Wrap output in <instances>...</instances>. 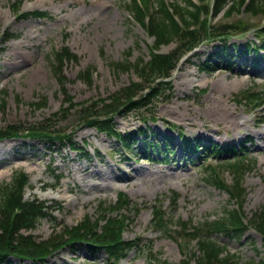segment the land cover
Here are the masks:
<instances>
[{
	"label": "rangeland",
	"instance_id": "rangeland-1",
	"mask_svg": "<svg viewBox=\"0 0 264 264\" xmlns=\"http://www.w3.org/2000/svg\"><path fill=\"white\" fill-rule=\"evenodd\" d=\"M129 3L130 0H0V34L4 31L14 34L7 41H2L0 35V128L48 122L58 130H74L75 140L84 142L88 152L83 156L58 144L48 149L47 143L24 137L0 140V182H10L15 171L29 176L30 186L26 187L24 197L44 201L46 210L54 216V219H42L31 230L38 240L60 232L63 226H73L86 216L94 220L99 216L101 202L103 207L112 206L118 193L124 192L136 208L120 211L128 217L124 239L138 236L144 242L150 240L156 256L176 264L190 259V264H195L193 255H199L195 241H180L175 232L163 236L150 221L151 207L153 204L166 211L165 217H170L175 224L178 220L198 224L221 216L226 208L236 207L226 191L215 188L207 179L210 165L229 186L235 183V176L226 167L233 160L232 153L202 154L203 160L188 161L175 147L169 161L159 162L155 160L160 158L156 152L151 157L139 153V141L131 151L133 157L123 159L114 139L93 127H80L76 108L70 109L65 118L59 115L69 105L66 95H71L73 102H87L107 98L130 82L139 81L134 69L113 67L116 62L148 60L152 47V37L130 17ZM33 10L45 11L47 16H18ZM239 18L252 28L244 35L231 38L227 42L229 49L232 44L243 48L244 43L255 40L253 28L263 25L264 17L239 12L229 18L221 15L211 18V24ZM64 45L77 55L78 61L64 63L62 85V76L55 73L52 61L54 51ZM175 46V42L162 45L160 51L167 53ZM217 50L215 44L203 42L181 60L172 73L171 98L155 102L151 111L157 121L148 124L166 132L163 125L166 121L180 126L188 136L199 135L218 144L251 137L241 151L252 164L241 182L246 193L241 209L246 218H251L264 205V109L251 111L253 102L237 99L248 91L264 96V61L253 66L252 52L246 55L245 61L239 52L228 50L234 53L229 69L215 64L208 70L200 69L199 62ZM86 69L91 70V83L79 79ZM209 105H225L227 112L213 111ZM138 112L142 109L116 116L117 128L133 131L143 127ZM225 117L228 118L225 120ZM259 118H263L262 122ZM229 119L236 122L234 127L227 122ZM173 191L179 193L175 204L170 202ZM175 224L170 229L177 230ZM213 237L237 254L241 262L257 260L258 252L262 251L261 236L252 229L238 239L221 234ZM143 249L145 245L141 246ZM104 258L103 251L91 255L84 247H67L43 264H103ZM9 261L10 264H40L15 258ZM119 264L158 262L147 263L141 251L135 250Z\"/></svg>",
	"mask_w": 264,
	"mask_h": 264
},
{
	"label": "trees",
	"instance_id": "trees-1",
	"mask_svg": "<svg viewBox=\"0 0 264 264\" xmlns=\"http://www.w3.org/2000/svg\"><path fill=\"white\" fill-rule=\"evenodd\" d=\"M130 0L127 11L130 17L139 24L152 37L148 60L138 59L136 62H116V69H134L139 81L130 82L127 86L111 94L107 98L76 103L71 95H66L69 103L60 110V116L65 118L69 110L75 109L78 122L82 126L95 128L98 132L105 133L115 140L117 150L131 152L137 146L139 153L151 157L153 153L160 155V161H169L178 148L188 161L202 159V154L232 153L233 160L226 164L228 170L235 176V183L229 186L221 178L216 169L208 166L211 170L207 179L217 189L226 191L236 203V207L226 208L221 216L205 219L198 224H191L190 220L180 221L175 224L170 217H165V211L156 206L152 207L153 224L163 236H176L182 239L194 240L199 255L194 256L195 264H264V205L253 213L251 218H246L242 212V203L245 199V190L241 186L242 175L251 169L242 151V145L232 143L218 144L211 140L202 139L199 136L187 137L181 132L173 136L167 132H160L152 128L149 122H155L156 118L151 108L158 100H167L172 96L171 79L181 58L192 52L203 42L215 44L216 52L209 54L199 62V68L208 70L215 65L229 69L232 66L233 54L228 53L227 41L238 34H244L250 27L242 19L233 22L224 21L211 24V18L218 15L229 18L233 13L241 12L251 16L262 15L264 17V0ZM16 3V2H15ZM18 3V2H17ZM15 5V4H13ZM21 18L35 16L44 18L47 12L33 10L18 14ZM2 41L14 38V34H0ZM260 43L252 41L245 44V49L253 51L258 56L260 50L264 51V25L259 28ZM66 37V36H65ZM172 42L176 46L170 52H161L162 45ZM234 49L236 47L234 46ZM231 51V50H230ZM128 57L129 55V51ZM231 53V54H230ZM216 58L217 60H213ZM258 58H255V61ZM67 61H78L77 55L66 45L54 51L52 68L64 83L62 67ZM214 65V66H215ZM214 69V68H213ZM216 69V68H215ZM84 82H92V73L86 69L79 75ZM62 91L65 92L62 86ZM171 92V94H170ZM260 92H247L239 100L247 102L257 101L258 105L264 104V97ZM4 107V102L2 103ZM138 112L144 127H138L134 131L120 130L115 123L116 116H123L131 111ZM57 119L58 114H55ZM166 129L175 128L173 124L165 122ZM75 129V128H74ZM176 129V128H175ZM74 130H58L48 122L24 127L20 124L7 125L0 128V140L9 138L33 139L47 143L48 149L58 146H68L70 150H76L83 156H87L85 145L78 143L74 138ZM121 151V155L123 156ZM100 157V152L96 151ZM251 164V165H249ZM58 178H60L57 175ZM58 183V182H56ZM29 176L23 171H15L10 182H0V264H10L9 258L20 261L30 260L32 263L43 264L49 257H53L61 249L84 247L91 255L103 251L105 258L103 264H117L121 258L128 256L131 251H141L147 263L156 260L158 264H176L156 256L152 252V242L135 238L124 239L123 233L128 225V217L120 212L135 208V203L124 192H119L117 200L112 206L103 207L100 203L99 216L94 220L86 216L81 222L73 226H63L60 232H53L46 239L38 240L31 232L37 224L45 218L54 219L46 209L44 201L27 199L24 197L26 187H29ZM178 193L173 191L172 202L175 204ZM59 207V206H58ZM139 211V210H138ZM115 212V213H114ZM176 225L177 230L170 229ZM179 229V230H178ZM250 229L261 236L262 251L258 252L257 260L241 262L237 254L231 253L225 245L216 241L213 235H225L231 238H241ZM29 231V232H28ZM145 245L146 249L141 250ZM181 264H190V259L182 260Z\"/></svg>",
	"mask_w": 264,
	"mask_h": 264
},
{
	"label": "bare ground",
	"instance_id": "bare-ground-1",
	"mask_svg": "<svg viewBox=\"0 0 264 264\" xmlns=\"http://www.w3.org/2000/svg\"><path fill=\"white\" fill-rule=\"evenodd\" d=\"M222 88V87H221ZM218 102V101H217ZM224 104V103H223ZM227 105V104H226ZM209 109H213V111L215 110V111H217L218 109H220L221 111H225V112H227V109H226V106L225 105H222L221 107H219L218 105L216 106V105H209ZM209 109H208V112H211V111H209ZM219 110V112H221ZM229 111V110H228ZM224 112V113H225ZM216 113V112H215ZM233 114V113H232ZM222 115V114H221ZM226 115H229L228 113L226 114ZM217 116V115H216ZM214 117V116H213ZM220 117V116H219ZM218 117V118H219ZM223 117H224V115H223ZM221 118V117H220ZM219 118V119H220ZM228 118V117H227ZM226 117H225V120L227 119ZM216 119V118H215ZM235 119V118H234ZM240 119V118H239ZM261 121H262V119L263 118H259ZM240 121V120H239ZM225 122V121H224ZM228 123H230L232 126L234 125V122L235 121H233V119H229L228 121H227ZM238 122V121H237ZM236 123V122H235ZM236 125V124H235ZM241 125V124H240ZM234 127V126H233ZM237 127H239L238 125H237ZM237 127H235V128H237ZM260 135V134H259ZM206 154V153H205ZM203 157V156H202Z\"/></svg>",
	"mask_w": 264,
	"mask_h": 264
}]
</instances>
